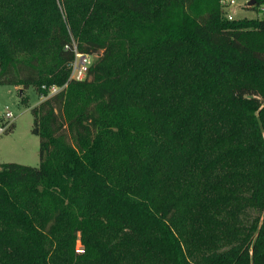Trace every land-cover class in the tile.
Segmentation results:
<instances>
[{
  "label": "trees",
  "instance_id": "16d2710c",
  "mask_svg": "<svg viewBox=\"0 0 264 264\" xmlns=\"http://www.w3.org/2000/svg\"><path fill=\"white\" fill-rule=\"evenodd\" d=\"M260 5L0 0V86L66 83L39 164H0V264H264Z\"/></svg>",
  "mask_w": 264,
  "mask_h": 264
},
{
  "label": "rangeland",
  "instance_id": "374dc122",
  "mask_svg": "<svg viewBox=\"0 0 264 264\" xmlns=\"http://www.w3.org/2000/svg\"><path fill=\"white\" fill-rule=\"evenodd\" d=\"M234 1L231 7L222 6L224 15L228 19L262 17L261 13L246 8L248 0ZM93 59L94 57H91V62ZM37 93V88L34 89L33 86L24 90L15 86H0V124L6 110H10L13 114L10 120L13 123L12 130L0 135V164L12 162L35 167L39 164V136L34 132L35 127L30 109L47 97L40 98ZM21 94L27 98V104H21ZM79 237L78 234L75 252L80 254L84 250Z\"/></svg>",
  "mask_w": 264,
  "mask_h": 264
},
{
  "label": "built area",
  "instance_id": "2783aa9c",
  "mask_svg": "<svg viewBox=\"0 0 264 264\" xmlns=\"http://www.w3.org/2000/svg\"><path fill=\"white\" fill-rule=\"evenodd\" d=\"M249 1V0H248ZM221 6L223 7H231L235 1L234 0H219ZM255 3V1H254ZM260 11H263L264 8L262 5L259 6ZM91 63V57L86 54L79 53L75 51L74 59L69 63L70 75L69 79L81 81L85 78L87 69ZM64 87H66V83L63 86L51 85L49 87L43 85L41 87L42 90H46V95H40L39 97H49L58 92H60ZM13 118V114L10 110H6L4 113V123L0 124V135L4 133L7 126L11 123L10 120Z\"/></svg>",
  "mask_w": 264,
  "mask_h": 264
},
{
  "label": "water",
  "instance_id": "95a60500",
  "mask_svg": "<svg viewBox=\"0 0 264 264\" xmlns=\"http://www.w3.org/2000/svg\"><path fill=\"white\" fill-rule=\"evenodd\" d=\"M254 1H255V0H249V2H248V6L253 5V4H254ZM34 132H37V130L35 129Z\"/></svg>",
  "mask_w": 264,
  "mask_h": 264
}]
</instances>
